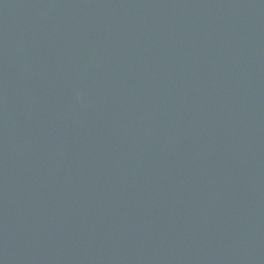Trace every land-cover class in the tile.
<instances>
[{"label": "water", "instance_id": "water-1", "mask_svg": "<svg viewBox=\"0 0 264 264\" xmlns=\"http://www.w3.org/2000/svg\"><path fill=\"white\" fill-rule=\"evenodd\" d=\"M0 264H264V0H0Z\"/></svg>", "mask_w": 264, "mask_h": 264}]
</instances>
